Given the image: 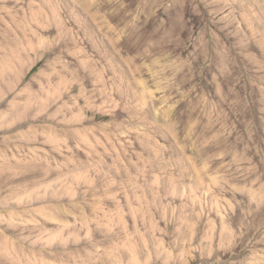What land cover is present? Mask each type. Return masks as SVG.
I'll return each instance as SVG.
<instances>
[{
  "label": "rangeland",
  "instance_id": "rangeland-1",
  "mask_svg": "<svg viewBox=\"0 0 264 264\" xmlns=\"http://www.w3.org/2000/svg\"><path fill=\"white\" fill-rule=\"evenodd\" d=\"M0 264H264V0H0Z\"/></svg>",
  "mask_w": 264,
  "mask_h": 264
}]
</instances>
